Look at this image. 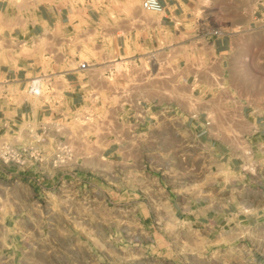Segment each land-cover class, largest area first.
<instances>
[{
	"label": "crops",
	"instance_id": "0c3cea01",
	"mask_svg": "<svg viewBox=\"0 0 264 264\" xmlns=\"http://www.w3.org/2000/svg\"><path fill=\"white\" fill-rule=\"evenodd\" d=\"M159 1L164 10L151 15L145 14L140 0H42L33 16L25 14L15 26L18 40L32 45L40 38L50 47L76 34H88L98 38L94 50L101 60L93 61L86 71L73 67L35 72L31 62L17 68L0 66V86L5 90L22 85L26 92L28 79L42 75L44 96H50L35 110L32 103L23 108L6 104L0 130L10 129L30 145L39 141L67 144L71 130L64 132L47 120L66 117V107L80 103L83 96L95 100L100 96L95 105L106 102L109 114L105 118L114 122V126L106 124L110 131L148 134L157 153L164 147L174 150L169 153L176 159L171 179L179 181L181 176L198 186L159 196L167 197L165 211H159L168 213L171 239L186 243L189 264H264V118L240 108L233 93L220 92L211 86L210 78L192 71L206 69L225 86L233 63L231 53L241 52L246 45L254 48L249 37L264 32V0H216L218 5H229L232 12V30L220 33L213 32L220 29L215 22L195 24L199 20L196 0ZM117 59L132 71H121L116 83L108 84L102 76L116 71ZM176 70H182L185 82L180 98L175 97L179 96ZM128 74L133 77L131 83ZM147 76L151 84L146 83ZM161 76L166 79L160 81ZM193 101L201 103L191 109ZM23 122L27 125L20 127ZM244 145L252 153L250 164L238 149ZM114 152L110 150L111 155ZM155 162L157 167L164 164L156 156Z\"/></svg>",
	"mask_w": 264,
	"mask_h": 264
},
{
	"label": "rangeland",
	"instance_id": "374dc122",
	"mask_svg": "<svg viewBox=\"0 0 264 264\" xmlns=\"http://www.w3.org/2000/svg\"><path fill=\"white\" fill-rule=\"evenodd\" d=\"M41 1L0 0L1 68H17L24 62H31L32 71L42 73L92 68L87 65L101 60L94 50L99 42L94 36L76 34L64 44L50 47L40 38L32 45L18 40L15 26L24 21L25 14L33 16ZM195 5L198 27L215 22L222 31L232 30L229 5H218L216 0H196ZM252 34L249 38L254 48L246 45L241 52L231 53L233 63L225 86L215 74L210 77L206 69L192 71L210 78L211 86L220 92L233 93L240 100V108L264 118V32ZM102 40L110 43L109 38ZM122 61H114L116 71L102 76L108 84L116 83L122 64L127 73L132 71ZM128 78L129 83L133 82L129 74ZM165 79L160 77V81ZM145 81L151 84L152 80L147 76ZM174 83L179 95L175 97L180 98L185 84L182 70H176ZM8 87L5 90L0 86L1 120L6 104L23 108L32 103L35 110L50 98L44 96L45 83L43 96L37 97L27 96L22 85L14 90ZM96 100L83 96L80 103L66 107V117L55 122L47 120L48 125L56 124L64 132L71 130L67 144L62 143L63 149L56 150V144L50 141L30 145L17 139V133L10 129L5 133L0 130V264L190 263L186 243L171 239L168 213H160L165 211L167 197L159 196L168 190L198 186L181 176L179 181L171 179L176 159L169 153L174 150L164 147L157 153L148 134L110 131L106 124L114 126V122L105 118L109 114L106 102L102 100L96 107ZM198 103L190 102L189 108H196ZM26 125L23 122L20 127ZM110 148L115 150L112 155ZM238 149L250 164V148L244 145ZM155 156L163 166L157 167Z\"/></svg>",
	"mask_w": 264,
	"mask_h": 264
},
{
	"label": "built area",
	"instance_id": "2783aa9c",
	"mask_svg": "<svg viewBox=\"0 0 264 264\" xmlns=\"http://www.w3.org/2000/svg\"><path fill=\"white\" fill-rule=\"evenodd\" d=\"M141 8L145 11L161 13L164 10L165 6L159 0H141ZM213 32L220 33L222 32V30L214 29ZM92 66L93 64L87 65L88 68ZM125 71L126 69L122 70L123 73H125ZM43 84H44V79L42 75H35L33 77H30L28 79V85L26 89L27 94L32 95L34 97L41 96ZM61 147L62 149L64 148L62 143L56 144V150L60 149ZM61 151L59 153H61ZM56 156L58 157L59 155Z\"/></svg>",
	"mask_w": 264,
	"mask_h": 264
}]
</instances>
